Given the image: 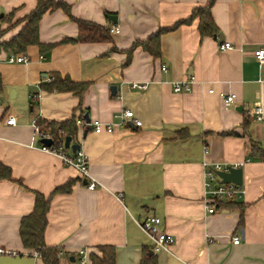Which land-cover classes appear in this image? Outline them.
Returning a JSON list of instances; mask_svg holds the SVG:
<instances>
[{"label":"crops","instance_id":"0c3cea01","mask_svg":"<svg viewBox=\"0 0 264 264\" xmlns=\"http://www.w3.org/2000/svg\"><path fill=\"white\" fill-rule=\"evenodd\" d=\"M62 1L70 13L57 7L41 16L43 46L23 51L29 61H0V161L11 168V178L0 180V246L27 253L18 228L38 192L50 196L44 242L61 248L60 264H82L81 249L90 264L89 252L104 244L114 246L115 264H139L152 242L136 221L149 213L173 239L153 251L157 264H264V156L252 152L264 149V114L255 120L249 113L256 102L264 113V64L253 52L264 48V0H215L216 33L201 36L194 17L160 33L158 56L131 47L207 0ZM36 3L0 0V42L20 32L25 21L15 22ZM76 19L119 31L109 41L62 43L77 37ZM223 41L232 47L220 49ZM7 52L0 46V57ZM52 71L86 82L81 96L43 89ZM191 77L190 91L174 92L173 83ZM219 92L235 93L236 101L225 106ZM130 108L140 126L131 120L111 132L87 128L85 135L77 126L70 140L87 154L94 189L74 166L39 147L38 116L63 121L87 113L113 122L117 111ZM9 116L15 123H6ZM205 162L241 163L246 191L211 213L203 204Z\"/></svg>","mask_w":264,"mask_h":264},{"label":"trees","instance_id":"16d2710c","mask_svg":"<svg viewBox=\"0 0 264 264\" xmlns=\"http://www.w3.org/2000/svg\"><path fill=\"white\" fill-rule=\"evenodd\" d=\"M215 0H207L203 6L195 7L190 13L189 17L183 20L176 21L170 28H159L154 34L148 36L143 41H135L131 48L140 45L143 49H146L153 55L158 56L160 53L159 35L164 31L174 29L180 23H189L194 17H198V27L201 36L214 34L218 31V28L213 22L211 15V6ZM60 7L65 12H69V4L62 0H37L35 7L23 18L17 20L15 23L25 21V24L21 27L20 32L13 36L11 39L5 42H0V46L9 52L21 53L26 50L30 45H40L38 39V21L41 16L48 10ZM79 32L77 37L61 40L62 43L67 41L73 42H97V41H109L110 28L108 26L94 23L84 19H76ZM1 30L0 33H2ZM54 43L45 45L46 48H51ZM49 77V81L42 83V88L47 91H72L78 96H81L86 82H77L72 80L69 76H62L56 71H52ZM36 123L40 126L41 132H47L51 135L52 142L50 144L53 148H59L63 146L64 139L67 136L74 138L77 134V125L75 115L72 114L69 118L63 121L46 120L38 116L35 119ZM253 153H259L264 156V149L253 148ZM11 178V168L6 166L0 161V180H9ZM69 188V184L57 187V190H66ZM34 204L30 212L23 216L19 223V234L21 244L25 249H28V253L35 251L38 254V258L41 260V264H60L59 255L62 250L59 246H50L44 242V231L47 223V210L50 204V196H45L42 193H34ZM235 202H226V205L234 206ZM217 206H222L218 203ZM151 250V252H150ZM21 254V253H19ZM90 264H115V248L111 244L98 245L96 251L89 252ZM38 264V263H35ZM139 264H157V255L152 251V248L144 246L142 249L141 258Z\"/></svg>","mask_w":264,"mask_h":264},{"label":"built area","instance_id":"2783aa9c","mask_svg":"<svg viewBox=\"0 0 264 264\" xmlns=\"http://www.w3.org/2000/svg\"><path fill=\"white\" fill-rule=\"evenodd\" d=\"M119 27L117 25H113L110 29V32H118ZM232 44L229 41H223L220 45V49L231 48ZM254 56L258 60V62L264 64V48H256L254 49ZM42 57V55H39ZM29 57L24 53H13L7 52L4 57H0V61L8 62V63H21L29 61ZM162 69H165V66H161ZM51 78H45L46 81H49ZM192 77L182 81H176L173 83V90L176 91H190ZM132 86L138 88H145L144 84H140L137 82H133ZM209 91H213V89H209ZM219 96L223 99V103L225 106H231L236 101V94L233 92L224 93L219 92ZM253 119L255 120H262L263 118V106L260 102H256L253 104V107L250 109L249 112ZM115 120L113 122H103L97 119L87 121L83 117L75 118L76 125L80 128V130H84L87 128L92 129L96 133H100V131L111 132L113 127L116 124H124L127 121L133 120L136 126L141 125V121L134 116L133 110L130 109H122L117 111L114 116ZM6 123L13 124L15 123L14 117L9 116L6 119ZM36 124V129L38 136L42 138H49L52 140L51 135L47 132H41L39 124ZM39 147L42 150L51 152L53 154H57L64 164L74 166L79 175L87 180V187L90 189H94L97 186V181L90 175L89 173V165H88V157L87 154L82 149H76L70 155L63 150V146L59 148H53L50 145L45 143H40ZM240 164H224L221 165L219 163H204L205 167V181L203 186V204L206 207L208 213L215 212L218 207V203H222L225 201L235 200L237 198H241L242 195L245 194V189L242 184H237L234 182H221V178L216 174L217 170H224L228 166L240 167ZM137 224L140 226L141 230L144 234L148 237L149 240L152 242V251L156 252L161 249H167L169 244L173 241L172 236L168 234L166 231L161 228V219L153 214L149 213L143 219L137 220ZM233 242L238 243L240 238L238 236H233ZM79 253L82 255L80 258V263L84 264L86 262V258L83 257L84 250H79ZM19 254L16 250L8 249L6 247L0 246V255H16ZM24 256L31 255L34 259L38 258V254L35 251H31L26 254H22Z\"/></svg>","mask_w":264,"mask_h":264},{"label":"water","instance_id":"95a60500","mask_svg":"<svg viewBox=\"0 0 264 264\" xmlns=\"http://www.w3.org/2000/svg\"><path fill=\"white\" fill-rule=\"evenodd\" d=\"M110 20L116 21L114 20V18H112L111 16H109ZM115 87L112 86V90H114ZM84 118L89 121V117L87 115V113L84 114ZM86 129L83 132L85 135ZM70 140H71V136H67L64 139V147L68 148L70 147L71 150L76 151V149L80 148V144L79 143H71L70 144ZM41 141L47 145H50L52 140L49 138H41ZM216 174L221 178V182H234L237 184H241L243 181V175H242V168L241 167H234V166H228L226 169L224 170H217ZM151 252V250H150ZM73 260V258H72ZM36 263V259H34L31 255H27L24 256L22 254H16V255H0V264H35Z\"/></svg>","mask_w":264,"mask_h":264}]
</instances>
